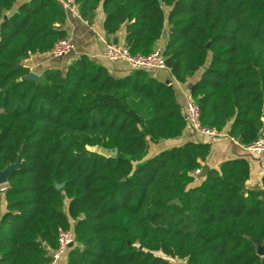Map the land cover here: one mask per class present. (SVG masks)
<instances>
[{
	"label": "trees",
	"instance_id": "1",
	"mask_svg": "<svg viewBox=\"0 0 264 264\" xmlns=\"http://www.w3.org/2000/svg\"><path fill=\"white\" fill-rule=\"evenodd\" d=\"M76 2L89 23L102 8L116 42L124 27L132 56L166 34L177 82L203 70L190 89L203 127H229L242 147L264 133V0ZM66 19L58 0H0V171L23 154L0 194V264H51L69 230L67 264H264V175L247 189L248 153L210 169L211 145L188 142L147 159L188 126L171 82L141 70L116 78L86 55L26 79L23 61L68 39Z\"/></svg>",
	"mask_w": 264,
	"mask_h": 264
},
{
	"label": "crops",
	"instance_id": "2",
	"mask_svg": "<svg viewBox=\"0 0 264 264\" xmlns=\"http://www.w3.org/2000/svg\"><path fill=\"white\" fill-rule=\"evenodd\" d=\"M66 23L64 29L68 33V39L75 47L76 56L64 59H53L49 54L34 55L29 59L23 61V65L37 74L39 77L49 69H61L66 71L68 65L74 58L82 55L90 57L92 60L106 66L110 74L116 78H122L129 75L132 70L128 65L122 62H110L104 56V44L98 39L100 36H106L103 24L106 15L103 9L97 11L95 18L92 22H87L74 18L66 14ZM119 42L124 43L125 30L124 27L116 35ZM113 38V37H112ZM167 38V37H166ZM166 38L160 42L159 47L164 48ZM203 70L195 74L194 77L189 79L185 84L177 82L171 75L170 71H158L155 77L163 82H171L177 94L179 103L185 108L187 101L190 99V89L194 83L200 80ZM229 127L220 133V137L215 141H209L206 137L195 133L187 127L181 138L177 140L162 141L159 144H151V153H159L172 149L174 147H181L188 142H201L211 145V153L206 159V167L210 169H218L222 163L227 160L240 158L243 156V147L238 140L229 138L227 133ZM155 155V156H156ZM251 165V179L247 182V189L261 188V180L264 175V157H248ZM4 196H0V219L6 213L7 207ZM68 259L60 261L58 264H67Z\"/></svg>",
	"mask_w": 264,
	"mask_h": 264
},
{
	"label": "built area",
	"instance_id": "3",
	"mask_svg": "<svg viewBox=\"0 0 264 264\" xmlns=\"http://www.w3.org/2000/svg\"><path fill=\"white\" fill-rule=\"evenodd\" d=\"M58 2L67 15L82 20L76 0H58ZM98 39L104 44V56L110 62H122L128 65L132 71L141 70L151 73L154 76L158 71H169L163 49L160 47L147 56H132L124 43L116 42L114 38L107 36H100ZM73 50H75L73 43L69 39H62L54 45L49 55L53 59H64L70 57ZM184 109L188 128L206 137L209 141H215L220 137V133L214 128H207L201 125V108L195 101L189 99ZM243 149L251 157H264V133L251 145L245 146ZM202 171L197 170L193 175L200 176ZM6 190L7 186L0 187V194ZM71 244H74V247L76 246L74 232L72 230L61 231L59 234L58 248L51 252V264H58L64 256L67 257L74 248L70 247Z\"/></svg>",
	"mask_w": 264,
	"mask_h": 264
},
{
	"label": "water",
	"instance_id": "4",
	"mask_svg": "<svg viewBox=\"0 0 264 264\" xmlns=\"http://www.w3.org/2000/svg\"><path fill=\"white\" fill-rule=\"evenodd\" d=\"M167 37V35L165 34L163 36V38L165 39ZM71 56H76V52L75 50H73L71 52ZM26 79L28 80H32V81H36L38 82L39 81V76L33 72H30V74L26 77ZM21 81V80H19ZM166 84H169V82H166ZM192 88V87H191ZM118 153L117 152H114L112 153L113 156H116ZM23 163V154L22 152L19 153V157H18V160L16 163L14 164H11L9 166H7L3 171H0V187H3V186H6L8 185V180H9V177L13 175V173L20 168V166L22 165ZM208 174V169L205 167L202 171V174L199 176L200 178H205ZM65 185H57V189L61 190L64 188ZM176 204H179L180 205V202L179 200H175ZM257 246H258V251L257 253L261 256V257H264V246L261 245L260 243H257ZM71 248L74 247V244H71L70 245Z\"/></svg>",
	"mask_w": 264,
	"mask_h": 264
},
{
	"label": "rangeland",
	"instance_id": "5",
	"mask_svg": "<svg viewBox=\"0 0 264 264\" xmlns=\"http://www.w3.org/2000/svg\"><path fill=\"white\" fill-rule=\"evenodd\" d=\"M157 153H151V151H149L148 153V156H147V159H150V158H153ZM202 179L200 177L197 178L196 182L192 185V186H199L201 184V181ZM7 186V185H6ZM67 259L66 256H64V258L62 259L65 260ZM174 264H185V262L183 261H172Z\"/></svg>",
	"mask_w": 264,
	"mask_h": 264
}]
</instances>
